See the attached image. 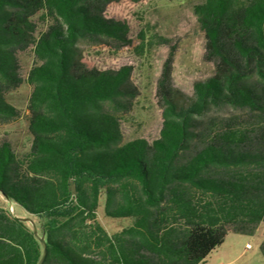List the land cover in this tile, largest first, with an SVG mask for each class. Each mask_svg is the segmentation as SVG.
<instances>
[{
	"label": "trees",
	"instance_id": "obj_1",
	"mask_svg": "<svg viewBox=\"0 0 264 264\" xmlns=\"http://www.w3.org/2000/svg\"><path fill=\"white\" fill-rule=\"evenodd\" d=\"M119 1L0 0V120L19 116L5 94L31 86L30 147L18 156L0 141V195L35 218L42 264H198L229 232L253 234L264 222V0L193 5L213 73L183 93L169 46L150 142L122 141L117 112L138 94L132 67L99 69L78 47L131 43L127 23L105 15ZM29 45L36 62L23 79L16 53ZM222 107L241 113L209 114ZM102 195L105 214L133 217L130 225L105 231ZM259 250L264 259V239ZM41 254L27 220L0 205V264H36Z\"/></svg>",
	"mask_w": 264,
	"mask_h": 264
},
{
	"label": "rangeland",
	"instance_id": "obj_2",
	"mask_svg": "<svg viewBox=\"0 0 264 264\" xmlns=\"http://www.w3.org/2000/svg\"><path fill=\"white\" fill-rule=\"evenodd\" d=\"M199 1L201 0L112 2L108 5L105 15L127 23L131 43L119 49L107 42L89 39L78 43L83 56L99 69L118 68L121 65L132 67L131 80L138 94L128 110L117 112L123 142L136 137L145 138L150 142L158 136L162 117L156 97V83L170 45H174L172 82L183 93L192 95L193 83L212 75L214 66L203 57L204 35L192 11L193 5ZM33 20L37 33L43 29L44 21L38 14ZM158 36L169 39V42L160 43ZM142 37L144 44L140 47ZM16 56L19 75L25 79L29 68L36 62L32 45L18 50ZM30 91L31 86L25 81L9 90L5 97L19 111V116L0 120V141L7 140L18 156L25 154L30 147L31 136L27 131V103ZM239 113L240 110L231 107L211 109L209 112L210 115L217 116ZM0 205L8 207L19 217L29 218L33 223L36 221L22 207L8 202L1 195ZM103 205L102 195L96 207V218L107 233L119 231L133 221V217L107 216ZM27 223L31 226L29 221ZM258 227L253 234L229 232L222 246L218 248L227 249L225 257L220 261L224 264H264L259 250V244L264 239V222Z\"/></svg>",
	"mask_w": 264,
	"mask_h": 264
},
{
	"label": "crops",
	"instance_id": "obj_3",
	"mask_svg": "<svg viewBox=\"0 0 264 264\" xmlns=\"http://www.w3.org/2000/svg\"><path fill=\"white\" fill-rule=\"evenodd\" d=\"M259 228V227H258ZM228 235V234H227ZM226 235V236H227ZM226 236H225V238H226ZM225 238H224V240H225ZM224 240H223V242H224ZM223 242L219 245V246H217V247H215L205 258H204V260L203 261H201V262H199L198 264H224V263H222L221 261H220V259L221 258H224L225 257V255H226V253H227V249H219L218 250V248L220 247V246H222V244H223ZM249 244H247V246H248ZM215 250H217L216 251V253L214 254V255H212V253L215 251Z\"/></svg>",
	"mask_w": 264,
	"mask_h": 264
},
{
	"label": "water",
	"instance_id": "obj_4",
	"mask_svg": "<svg viewBox=\"0 0 264 264\" xmlns=\"http://www.w3.org/2000/svg\"><path fill=\"white\" fill-rule=\"evenodd\" d=\"M25 219L30 222L32 231H33L34 235L36 237H38L39 242H40V244L42 246V254H41V257L39 258L38 262L36 263V264H42L43 259H44L45 254H46V243L44 241V238L42 236H39L38 235V232H37V229H36L34 223L29 218H25Z\"/></svg>",
	"mask_w": 264,
	"mask_h": 264
}]
</instances>
